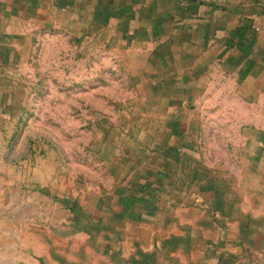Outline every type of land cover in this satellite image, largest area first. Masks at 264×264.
<instances>
[{
	"label": "crops",
	"instance_id": "0c3cea01",
	"mask_svg": "<svg viewBox=\"0 0 264 264\" xmlns=\"http://www.w3.org/2000/svg\"><path fill=\"white\" fill-rule=\"evenodd\" d=\"M59 21L133 54L145 125L48 264H264V0H0V120L5 73ZM221 91L235 125L217 145Z\"/></svg>",
	"mask_w": 264,
	"mask_h": 264
},
{
	"label": "rangeland",
	"instance_id": "374dc122",
	"mask_svg": "<svg viewBox=\"0 0 264 264\" xmlns=\"http://www.w3.org/2000/svg\"><path fill=\"white\" fill-rule=\"evenodd\" d=\"M60 22L37 31L20 66L5 73L0 264L56 260L79 226L76 208L111 189L128 143L145 125V83L133 54L111 36ZM223 103L224 92L213 93L204 108L217 145L230 141L235 125Z\"/></svg>",
	"mask_w": 264,
	"mask_h": 264
}]
</instances>
